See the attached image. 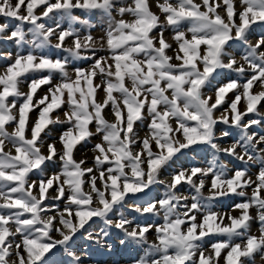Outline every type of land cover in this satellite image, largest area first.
Listing matches in <instances>:
<instances>
[{
    "label": "snow or ice",
    "instance_id": "snow-or-ice-1",
    "mask_svg": "<svg viewBox=\"0 0 264 264\" xmlns=\"http://www.w3.org/2000/svg\"><path fill=\"white\" fill-rule=\"evenodd\" d=\"M155 6L0 0V42L19 49L0 50V264H85L117 242L131 264H264V32L250 40L264 0ZM77 9L102 14L103 34ZM189 153L212 159L183 167Z\"/></svg>",
    "mask_w": 264,
    "mask_h": 264
},
{
    "label": "rangeland",
    "instance_id": "rangeland-1",
    "mask_svg": "<svg viewBox=\"0 0 264 264\" xmlns=\"http://www.w3.org/2000/svg\"><path fill=\"white\" fill-rule=\"evenodd\" d=\"M152 3V10L155 12L157 11L156 8V0H151ZM237 8H239V0H237ZM75 15L81 16L82 19H88L90 21V23L92 25H95V28L91 29L92 34L94 36L99 37L100 35H102V29L103 27L106 26V22H105V18L103 17L102 14L100 13H82L81 10L77 9L74 11ZM128 17H126L127 19ZM57 19L59 20V22L61 23L62 27H68L70 24V21L68 20L67 17L61 18V17H57ZM0 23H10L9 20L0 17ZM75 28H78L83 34H87V32L89 31V29L87 28V26H82V25H78V24H73L72 25ZM264 32V29L257 27L255 33L250 36V40L254 43L260 36V34ZM169 37H171L172 33L169 31L168 33H166ZM55 39H53V43H55ZM70 43V41H69ZM0 50L3 51H7V52H15L18 51L19 49H17L15 47L14 44L11 43H2L0 42ZM47 51V50H46ZM51 52H49L50 54ZM104 53H99V55H103ZM244 54V50L241 49L240 52L237 53V59L239 60L240 57ZM66 55V54H65ZM169 55H172L171 52H169ZM243 62V61H241ZM4 62H0V64H3ZM77 66H83V67H88V63H83L81 64V62L76 61L74 62ZM59 79V77H58ZM98 82V81H97ZM24 91H27V87L25 86V88L23 89ZM47 89L44 88L41 92L40 95H43V92L46 91ZM255 91H260L259 87H257L255 89ZM104 98V93L100 92L99 93V99H103ZM238 109L243 111L244 109V104L241 103L240 105H238ZM260 111L264 112V106L260 107ZM217 115H219V113H217ZM252 115V114H249ZM107 118L109 120H112L113 117L111 115L110 110L107 112ZM226 126L224 125H219V131H217V136L220 135V131L224 130ZM255 127V131L260 133V134H264V128L260 127V126H254ZM63 130V126H59L57 128V130L53 131L51 133L52 136H58L59 131ZM94 130V128H93ZM146 126H142L139 128V133L141 135V137L144 135L145 131H146ZM9 131H11V129H9ZM238 138V136H237ZM99 137L97 136L92 143H96L99 141ZM222 146H228L230 143L233 142V138L232 137H226L224 138L222 141H220ZM91 144H89V148H91ZM87 152V158H88V163L87 166H92V160H91V156L92 153L90 151H88L87 149H82L81 151L77 152L75 154V158L77 160H80L82 158H85L84 153ZM205 154L201 153L200 155H195L194 153H189L188 156L186 158L183 159V161L181 162L183 167H191V166H199V167H205L207 165V161L212 159L211 153L207 154L206 159L204 158ZM225 163H228L227 160H224ZM181 164H177L174 165L173 167L176 169H179L181 167ZM237 166H241L239 164V162H237ZM233 165L229 164V168H232ZM259 169V164H254L251 167H249V173L253 175V179H255V173L258 171ZM163 179H169L170 177L167 176V174H165L164 177H162ZM180 191L186 195V196H190L191 193L190 189L187 188V186H185L184 188H181ZM248 193L249 195H251V189H248ZM163 196V189H160L158 192H153V196ZM242 199L244 198H239V197H234L233 199H225L220 205L216 206V211H229L231 209V206L233 203H239L242 201ZM190 202V201H189ZM233 215H239V211L233 212ZM252 215L255 216V210H252ZM102 226V225H101ZM95 231H99V228L94 229ZM251 233L252 234H256L258 235V230H259V222L256 220H253L251 223V227H250ZM211 242H215V240H211L209 241ZM239 242V241H237ZM102 251V254H99V252ZM142 254V252L140 253ZM136 255V253L126 250L123 247L118 245V242L116 244H114L113 250L111 252H109L107 249H97V246L93 245L92 249H91V258L87 259L85 261V264H99V262H101V264H131L130 261V257ZM222 264V262H221ZM256 264H260L259 261V256H257L256 258Z\"/></svg>",
    "mask_w": 264,
    "mask_h": 264
},
{
    "label": "crops",
    "instance_id": "crops-1",
    "mask_svg": "<svg viewBox=\"0 0 264 264\" xmlns=\"http://www.w3.org/2000/svg\"><path fill=\"white\" fill-rule=\"evenodd\" d=\"M51 51H52V52H55L56 50L53 49V50H51ZM50 54H51V53H50ZM57 79H58V76H57ZM99 254H102V251H100ZM93 264H95V263H93ZM99 264H101V262H99Z\"/></svg>",
    "mask_w": 264,
    "mask_h": 264
}]
</instances>
